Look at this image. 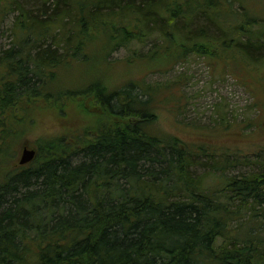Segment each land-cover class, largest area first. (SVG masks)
Segmentation results:
<instances>
[{
  "label": "trees",
  "instance_id": "1",
  "mask_svg": "<svg viewBox=\"0 0 264 264\" xmlns=\"http://www.w3.org/2000/svg\"><path fill=\"white\" fill-rule=\"evenodd\" d=\"M34 2L13 0L16 41L0 50V264H264V168L219 175L230 153L157 131L156 85L113 86L102 71L81 88L58 81L71 62L149 43L148 70L234 46L261 55V18L241 0ZM42 99L85 129L35 139L18 165L19 126ZM203 157L210 171L196 175Z\"/></svg>",
  "mask_w": 264,
  "mask_h": 264
},
{
  "label": "rangeland",
  "instance_id": "2",
  "mask_svg": "<svg viewBox=\"0 0 264 264\" xmlns=\"http://www.w3.org/2000/svg\"><path fill=\"white\" fill-rule=\"evenodd\" d=\"M22 1L37 10L34 0ZM241 1L249 14L261 18L260 23L253 25L254 31L264 29V0ZM17 15L13 0H0V50L10 48L16 41ZM151 45L141 46L139 50L121 48L108 62L100 64L94 57L85 63L71 62L59 70L58 81L65 86L81 88L96 76L97 71H102L107 81L112 80L113 86L129 80L156 85L158 109L153 126L157 131L203 144L206 151L230 153L231 162L236 163L224 173L219 171V175H240L264 168V53L248 56L242 47L234 46L235 51L222 50L225 54L220 57L192 54L175 65H160L148 70L140 50L145 53ZM41 101V107L36 103L34 110H26L34 121L24 124L26 128L19 126L22 132L18 138L20 144L32 146L37 138L55 136L68 139L72 133L78 136L84 131L85 123L80 116V119L70 116L65 125L60 124L54 119L55 112L45 109L43 99ZM45 119L50 120L44 122ZM15 146L19 152V145L16 143ZM237 157L239 160H235ZM217 158L220 163L224 160L220 155ZM200 159L208 164L193 167L196 175L210 171L211 161L206 157ZM212 178L216 175H208L206 182H212Z\"/></svg>",
  "mask_w": 264,
  "mask_h": 264
},
{
  "label": "water",
  "instance_id": "3",
  "mask_svg": "<svg viewBox=\"0 0 264 264\" xmlns=\"http://www.w3.org/2000/svg\"><path fill=\"white\" fill-rule=\"evenodd\" d=\"M36 156V148L30 146L29 143H24L21 148L19 164L24 165L31 162Z\"/></svg>",
  "mask_w": 264,
  "mask_h": 264
}]
</instances>
